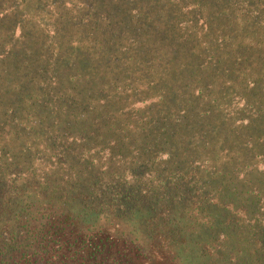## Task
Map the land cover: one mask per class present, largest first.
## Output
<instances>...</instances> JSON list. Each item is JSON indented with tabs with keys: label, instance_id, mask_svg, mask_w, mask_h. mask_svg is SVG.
<instances>
[{
	"label": "trees",
	"instance_id": "obj_1",
	"mask_svg": "<svg viewBox=\"0 0 264 264\" xmlns=\"http://www.w3.org/2000/svg\"><path fill=\"white\" fill-rule=\"evenodd\" d=\"M264 264V0H0V264Z\"/></svg>",
	"mask_w": 264,
	"mask_h": 264
},
{
	"label": "rangeland",
	"instance_id": "obj_2",
	"mask_svg": "<svg viewBox=\"0 0 264 264\" xmlns=\"http://www.w3.org/2000/svg\"><path fill=\"white\" fill-rule=\"evenodd\" d=\"M148 264H153V263H150V262H149Z\"/></svg>",
	"mask_w": 264,
	"mask_h": 264
}]
</instances>
